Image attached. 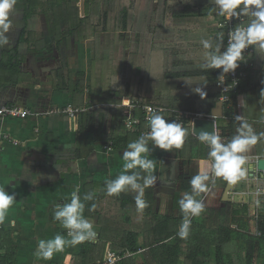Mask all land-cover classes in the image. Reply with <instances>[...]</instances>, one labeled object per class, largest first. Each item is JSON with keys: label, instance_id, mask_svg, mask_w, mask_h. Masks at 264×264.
I'll use <instances>...</instances> for the list:
<instances>
[{"label": "crops", "instance_id": "0c3cea01", "mask_svg": "<svg viewBox=\"0 0 264 264\" xmlns=\"http://www.w3.org/2000/svg\"><path fill=\"white\" fill-rule=\"evenodd\" d=\"M47 8L50 9V6ZM175 9L177 10L176 7ZM149 13H154L151 15V32L149 26H146V30L143 29L144 33L141 32L143 36L150 37L151 43L142 44L143 47H140L138 51V53H141V58L147 52L143 48L150 47V45L152 47L148 52H150L151 57H160L162 53L165 54L166 52L161 51V46L157 42H166L171 36V31H177V29L183 31V28H176L174 25V17H169L165 26L166 31L161 32V27L158 25L159 17L161 16L158 0H153L152 5L147 10L148 15ZM21 14L23 17V12ZM82 15L79 13L80 18L84 16ZM144 18L145 16L142 17L143 21ZM27 20H29L27 25V27L29 26L27 29L29 32H27L26 36H22L24 41L21 43L23 44V49L7 50L11 55L16 56L19 61V75L11 78L8 83L2 84L0 87V106H18L31 113L23 119L16 117L0 118V187L5 188L10 195H15L16 198L2 225L11 234L13 240L14 264H70L71 257L81 252V244L76 247H66L63 252L54 254L49 261L36 260L33 255L37 248L38 240L51 239L57 234L70 239L67 236L68 230L63 228L61 223L56 224L51 219L50 211L60 205L61 202H70L73 191L78 190L79 195L83 198V186L87 183L106 184L107 180L115 179L123 170V153L126 149H113L110 146L106 147V145L104 147L111 148V150L109 149L110 152L109 150H104L103 146L100 149L101 142L94 141L92 134L81 136L77 117L71 118L62 112L66 107L82 109H86L89 106L92 107L91 99L94 96L89 95L87 86L90 80V62L93 56V37L91 36L83 41H76L73 36L65 35L63 33L65 27L62 19L57 18L56 22L50 11L44 14L41 8H37ZM39 21L45 26L44 34L42 32L36 34L37 32H34L33 29L29 30V28H32L30 24L36 25ZM54 23L58 24V33L51 34L48 29H52ZM25 24L27 23L25 22ZM207 25H209L208 29L212 38L216 40L213 45L214 49L221 41L217 36L215 24L213 22L206 23L205 28ZM140 27H142V24ZM138 31L129 33L137 37L135 41L137 42V48L139 47L138 40H148V38L139 39L141 33ZM129 37L127 36L125 39L120 37L121 50H127L129 47ZM208 38L210 39V37ZM35 42H39L38 46ZM90 42L91 49L82 48V45L88 46L87 43ZM255 50V60L258 64L264 57V49L255 45ZM184 51L192 53L193 50L190 48V51L188 49H184ZM138 53H134V56L137 57L136 54ZM89 56H91L89 64H85ZM30 58H33V60ZM141 58L139 60L137 58L134 59L136 73H139L140 79H142L141 71L143 70ZM130 61V59L125 62L120 60V64L116 69L119 73H116V75L126 71L128 76V63ZM150 67L151 64L149 62V65L145 66L146 72L151 74L153 79H156L153 70L147 69ZM69 68L72 69V73L77 78L81 76L76 82H84L85 89L82 104H78L79 99L75 90L76 83L72 84L71 81H62L61 72L64 73V70L66 71ZM205 69L203 68V70ZM196 71L187 72L196 73ZM107 72L105 71L103 82L106 80ZM179 72L183 73L186 71L179 70ZM190 78H187V84L195 81L198 85L195 84L194 88H191V92L187 94L188 96L197 95L198 93L195 92L196 88H201L204 92H210L215 95L213 84H200L203 82V76ZM247 79L246 88H242L237 92L234 104L228 107L222 106L223 118H215L216 129L220 119L222 121L230 119L235 122L232 125L233 129L227 133L228 139H222L225 143L237 134L236 130L240 124V121L235 119L237 115L246 119L257 134L264 132V64L258 72L255 69L252 70ZM59 82L62 83L59 84ZM111 94L113 95L114 93ZM215 97H213L214 106L210 107V112L207 116L210 115L211 110L218 102ZM19 98L21 99L19 100ZM121 99H124L121 104L120 102L110 104L105 100L103 103L98 104L97 102L94 106L125 105V102L131 100L128 97H121ZM203 102L204 108H206L210 101L206 99ZM227 110L230 113H227ZM225 115L228 116V119ZM189 128L187 131V146L182 149L163 150L153 146L152 143L149 144L150 152L148 158L155 161L153 175L156 176V183L154 186L147 188L144 194L153 196L155 202L157 201V206L159 205L158 209L161 215L167 214L168 199H170V202L175 201L176 203V206L170 208L168 212V214L173 215V210H180L179 200L183 194L186 192L191 193L192 191L191 188L188 190L181 189V169H184V173L187 174L182 178L188 180L200 171L201 160L207 159L206 157L200 159L197 156V153L201 154L203 151L199 144L201 141L192 135L191 127ZM123 130L118 131L120 136L126 134ZM86 141L87 143H85ZM80 144L81 146L83 144L85 155L79 158L76 157V152ZM93 153L95 154V161L90 167L86 164V158L87 155ZM244 155L248 157V175L245 179L235 184L234 190L228 194L231 199V202L228 203L239 204L240 200L247 198L243 194L249 189L252 174L256 170L252 168V164L257 159H264V139L251 146L250 151ZM66 158L70 159L69 162H65ZM82 161H85V163H82ZM65 167L69 170L68 172H64ZM191 167H194V172H191ZM144 174L142 172V175ZM221 180L222 178L215 179L214 184L212 179L206 182L209 191L200 193L203 194V197L199 198V200L204 202L205 207H217L219 202L223 203L221 201L223 192H220L219 186L216 187L217 182ZM140 182L142 183V180ZM195 198L198 199V197ZM178 217L181 218L184 215H179L178 213ZM89 221L93 223L94 227V222L92 220ZM94 230L96 231L95 227Z\"/></svg>", "mask_w": 264, "mask_h": 264}, {"label": "trees", "instance_id": "16d2710c", "mask_svg": "<svg viewBox=\"0 0 264 264\" xmlns=\"http://www.w3.org/2000/svg\"><path fill=\"white\" fill-rule=\"evenodd\" d=\"M68 1L78 2V0ZM68 1L16 0L14 8L22 10L25 20L37 8H41L44 14L50 11L56 22L57 18L62 19L65 27L63 33L73 36L76 41H83L91 36L93 37V56L90 62V80L87 92L91 96H99V100L103 101L104 55L99 57L98 52L100 49L103 50L110 47L111 44L118 41L117 38L122 33L124 35L122 37L127 38L129 33L137 32L140 28V22H145L151 32L152 14L147 15L146 9L139 12V5L142 1L152 4L153 0H85L84 16L82 18L79 17L77 8L70 9L68 7ZM158 5L161 11V16L159 17L161 21L158 19L160 22L158 25H160L161 29H166L165 26L169 17H174V25L176 27L185 26L183 31L177 29L178 36L176 40L179 41L184 39L183 35L185 34L189 35L191 33V36L194 35V30L199 29V27L206 29L205 24L212 23V21H209L208 15L213 14L218 7L215 4V0H158ZM48 6H50V9L47 8ZM63 10H65V14ZM143 16H145L144 21L142 20ZM241 16L246 18L245 23L247 25L254 18L250 11ZM93 17L96 20H93ZM58 29V24L54 23L53 28H49L48 32L55 34L58 33ZM215 30L221 41L217 45H220V52L222 53L226 48L225 31L216 28ZM206 33H208V37L214 40L209 30ZM19 36L18 43L20 44L24 42L23 32ZM146 38H148L147 41L138 40V48L143 43L150 42V37L143 36L141 32L139 39ZM181 42L184 46L183 49L186 50H189L188 47L193 45L192 37H187L186 41ZM215 42L216 40H214ZM100 45L101 47H99ZM250 47L254 49V53L249 57L253 67L246 72V79L239 86V91L242 88H246L245 84L250 72L254 69L258 72L264 64V57L257 64L255 60V45ZM134 53L138 52L134 51ZM161 55H164V53ZM149 57H151L150 52L147 51L141 58L143 67L141 74L146 78V82L143 76L142 79L139 76L136 81L135 75L139 73H136L135 61L131 59L128 63V82L125 89L114 93V96L128 97L139 105L156 106L160 108L166 122H171L174 119V117L170 118L171 116L169 117V115L175 116V112L179 111L189 114H209L210 107L214 106L213 97L216 96V93L214 95L210 92H205L206 95L203 98L199 94L180 97L179 95L172 96L171 92H169L171 88L165 87L162 90L167 91L169 94L156 96L157 90L153 87L155 79L145 69V66L149 65ZM18 66L19 61L16 56L11 55L5 49L0 51V87L2 84L8 83L11 78L19 75ZM222 74V69H202L201 71L197 70L196 73L187 71L169 73L167 76L164 75L163 78L166 80L177 78L179 82H184L189 77L203 76V82L200 84L205 85L208 83L212 85ZM145 83L146 85H144ZM84 89L83 81H78L75 85L79 99L78 104H82ZM105 99L110 101L111 97L107 95ZM206 99L210 102L204 108L203 101ZM139 111V109L135 110V116L139 120L138 131L126 132L125 135L120 136L118 131L124 129V116L109 111L111 123L109 130H105L102 128L105 107L96 109L89 106L85 111L77 115L79 133L81 135L92 134L94 141L109 143L113 149H127V145L137 140L140 132L145 128L142 113ZM95 115L98 117L97 122ZM226 117L228 119V116ZM234 123L233 120L229 119L224 121L222 126L217 124L218 135L222 139H228L227 133L233 129L232 125ZM189 127L188 120H185L183 128L188 131ZM151 143L150 141L149 144ZM199 144L203 151L201 154L197 153V156L200 159H203V157L208 158V146L203 145L201 142ZM185 146H187V135L180 149ZM190 179L185 180L181 177L180 187L182 190L191 188ZM86 193H92L93 199L83 201L85 204L84 217L94 222L97 237L94 242L87 241L81 244V252L71 257L70 264H101L104 262L106 253L109 250L120 255L125 253L130 255L124 257L119 264H264V213L257 222V233L259 235L250 233L245 227V220L242 219L248 212L245 204L224 203L226 208L219 210L204 208L199 216L190 217L191 223L188 235L182 238L179 235V231L184 217L180 218L170 214L161 215L151 194H144L147 206L140 210L135 203L137 193L134 191L121 192L118 196H108L106 194V184L87 183L83 186V196ZM196 197L199 200L202 195L199 194ZM66 203L70 202H61L60 206ZM55 211L56 208L51 209V219L56 224H60L59 221L54 219ZM234 225L236 228H233ZM12 244L11 234L3 225H0V264H14Z\"/></svg>", "mask_w": 264, "mask_h": 264}, {"label": "clouds", "instance_id": "9594fccd", "mask_svg": "<svg viewBox=\"0 0 264 264\" xmlns=\"http://www.w3.org/2000/svg\"><path fill=\"white\" fill-rule=\"evenodd\" d=\"M15 4L16 0H0V46L8 43L5 33L12 28L9 17ZM215 4L219 8L218 14L221 16L239 17L250 11L254 17L247 26H239L230 32L229 44L222 53L220 52V45L213 49L207 40L201 42L203 47L209 50L206 52L207 62L203 67L222 69L223 73H229L239 66L238 62L242 61L243 52L246 48L251 45H258L264 49V0H215ZM238 9L239 11H237ZM195 92L202 98L206 95L201 88H196ZM149 111L151 112L148 121L150 131L127 145V149L123 153V170L115 179L106 181V194L108 196H118L121 192L127 191L136 192L135 203L140 210L147 206L144 200L145 190L156 183V176L153 175L155 161L148 158L149 142L151 141L153 146L163 150L180 149L187 135V130L180 123L176 121L166 122L160 110L149 109ZM235 119L240 121L236 130L237 134L227 143L215 130L213 133L201 131L197 135L201 143L207 144L209 152L208 158L201 160V168L198 174L190 179L191 193H184L179 200V207L184 215V221L179 231L182 238L188 235L190 217L199 216L204 210V202L195 197L200 193L209 191L207 181L212 179L214 184L215 179L222 178L231 186L245 179L248 175V157L244 154L250 151L251 146L264 139V132L259 134L254 132L248 121L240 115H237ZM142 172L145 174L142 175ZM82 199L83 201L92 200L93 194L86 193L81 198L78 190L73 191L70 203L56 206L54 219L68 230L67 236L70 239L57 234L51 239L38 240L37 248L33 254L36 260L49 261L54 254L63 252L66 247H76L86 241L94 242L96 240L97 233L93 223L83 215L85 204ZM15 201V195H10L5 188L0 187V225L5 222L9 209ZM256 203L259 204V200Z\"/></svg>", "mask_w": 264, "mask_h": 264}, {"label": "rangeland", "instance_id": "374dc122", "mask_svg": "<svg viewBox=\"0 0 264 264\" xmlns=\"http://www.w3.org/2000/svg\"><path fill=\"white\" fill-rule=\"evenodd\" d=\"M84 2H85V0H84ZM79 3H80L79 0H78V2L68 1V7L70 9L77 8L78 12L80 11L79 13L81 15L82 14L84 15V13L81 12V10H80V4ZM150 5H152V4L149 3V2L148 3H144V1L140 2L139 12H141V11L146 9V14H147V10L150 8ZM21 13H22L21 10H17L16 8L15 9L13 8V10H12V12L10 14V17H9L11 22H12V28L7 33H5V36L8 38V43L0 46V51H2L4 49L12 51L15 48H17V49L20 48V50L23 49V47H22L23 44H21V43L19 44L18 43V39H19V35H21V32H23V37L26 36L27 32H29L27 30L28 27H29V26L27 27L29 20H27V19L25 20L24 17H22ZM63 13L65 14V10H63ZM151 14H154V13H149V15H151ZM210 18H212L211 15H210ZM94 19L96 20L95 17H93V20ZM40 21H42V20L40 19ZM40 21H39V23L37 22L36 25L33 24V23L30 24L32 28H29V30L33 29L34 32H37L36 34H38L39 32H42L44 34L45 26ZM25 22L27 24H25ZM158 23L160 24L159 21H158ZM141 24H142V27H140L138 29L139 30L138 32H140V33H141V31L143 32L144 31L143 29L146 28V23L145 22H143V23L140 22V26H141ZM209 25H207L206 29H204V27L203 28L199 27V29H195L194 28L195 29L194 30V35H192V36L190 35L191 33H189L190 36L187 35V34L183 35L184 39L181 40L183 42L187 40V37H189V38L192 37L193 45H192V47H188L189 48L188 51H190V48L193 50L192 53L184 51L183 43L181 41H179V40H175L177 38V36H178V31H171L169 29L171 31L170 38L167 39L166 42H164V41L157 42V44L159 46H161V51H163V52L165 51L166 53L164 55H161L160 57H149L150 58L151 67L147 68V69L153 70V72L155 74V78L156 79H155V84L153 85V87H155L154 89L157 90L156 91V96L168 95L169 93H167V91H165V90L163 91L162 89H164L165 87H170L171 91H169V92H171L172 96H178L179 95L180 97H182V96L185 97V96H188L187 94L191 92V88H194L195 84L198 85L197 83H195V81H193L192 83H188L187 84V80L184 81V82H182V81L179 82V80L177 78L170 79V80L167 79L166 80L163 77H164V75L165 76H167V74L169 75V73L170 74L177 73V72H179V70H181V71H193V70H195L196 71V70H200V69L204 68L203 64L207 62L206 61V52H207V50L203 47V44L201 42L203 40H207L212 46L214 45V40L211 39V38L209 39L208 36H207L208 33H206V31L209 30L208 29ZM184 27H180L179 26V27H176V28H183V30H184L185 29ZM194 27H195V25H194ZM46 28H47V26H46ZM160 30H161V32L166 31V29H160ZM173 35H174V37H173ZM122 36H124V35H119V38H117L118 41H115V43L111 44L110 47H107V48H105L103 50L100 49L99 52H98V56L99 57L104 55V57H103L104 58V60H103V62H104L103 66L104 67L103 68L105 69L106 72H107V70H109L110 73L108 71L105 82L102 81V85H103V88H104V95L102 96L103 101L99 100L100 99L99 96H94V98L92 97V99H91L92 107L97 102L99 104V103H103L105 100L107 101V99H105L107 95L111 97V100L108 101L110 104L111 103L117 104L119 102L121 104L122 101L124 102V99L122 100L121 97H118V96L115 97L114 95L111 94V93H116V92H118L121 89H125V86H126V84L128 82V76H127L126 71L123 70L124 72L122 74L116 75V73H119V71H117L116 69H117V67L120 64L119 63L120 60H122V62H125L126 60H129V59L130 60L131 59L134 60L136 58L139 60V58H141V53L136 54L137 57L134 56V51L138 52L140 48L136 49V44L134 43L136 41L137 37H135L133 35H130V34L128 35V37L130 36L129 37V39H130L129 47L127 48V50L126 49L125 50H121L120 49V42H121L120 37H122ZM36 39H37V37H36ZM87 44H88V46H85V45L83 46L82 45V48H86L87 47V49H89L90 46H91L90 45L91 42L87 43ZM97 47H98V43H97ZM99 47H101V45ZM141 47H143V45ZM143 49H144V51H149L150 47H145ZM143 49H142V51H143ZM92 50H93V48H92ZM159 51H157V52H159ZM102 53H104V54H102ZM86 56H88V54H86ZM90 57L91 56L87 57L88 59H87L85 64H87V63L89 64V58ZM30 59L33 60V58H30ZM108 62H110V63H108ZM33 73L35 74L34 71H33ZM61 74H62V81H64V82L65 81H71L72 84L77 83L76 81L81 78V76H79L77 78L74 75V73H72V69L71 68H69L66 71L64 70V73L61 72ZM135 76H136V81H137V79L139 78L140 75L136 74ZM39 81H41V80H39ZM144 81L146 82V78L144 79ZM61 83L62 82H59V84H61ZM144 85H146V83ZM20 99L21 98H19V100ZM88 99H89V97H88ZM120 104H118V105H106V106H99V105L94 106L96 109H99L101 107H105V115L103 117V123H102V128L103 129L109 130V123H110L109 111H112L114 113L121 114V115L123 114V112L125 111V107H124V105H120ZM86 109H83V110H86ZM227 113H230V111L227 110ZM95 117H96V122H97V119H98L97 115H95ZM223 122L224 121H222L221 119L218 120L219 126H221V124ZM81 136H83V135H81ZM85 143H87V141ZM105 145H106V147L110 146L109 143L108 144H102L101 143V146H99V148L101 149V147L103 146L104 150H106V151H108L109 149L111 150V148L104 147ZM85 146L87 147V145H85ZM110 150H109V152H110ZM84 155H85V153H84L83 144H82V146L80 144V147H79L78 151L76 152V157L80 158V157H82ZM94 157H95L94 153L91 154V155H87L86 164L89 165L90 167H92V164L95 161ZM69 160L70 159L66 158L65 162H69ZM82 163H85V161H82ZM66 167L64 169V172H68L69 171L68 169H66ZM181 170H182V174H181L182 176L180 175V180H181V177H184V176L187 175V174L184 173V171H183L184 169H181ZM190 170H191V172L195 171L194 167H191ZM225 185H226V181H224L222 179L221 181L217 182L216 187L219 186L220 189H221L220 192H223V189H224ZM165 193H166V191H165ZM201 195L203 197V194H201ZM168 200H169V201H167L168 202V206H167L168 209L166 211L167 214H168L170 208H172V207L174 208L176 206L175 201L170 202V199H168ZM158 207H159V205L157 206V201H156V208L159 211ZM160 208H161V206H160ZM204 208H210V207H204ZM224 208H226L224 206V203L219 202L217 207H211L210 209L219 210V209H224ZM178 213H179V215H183L181 210H179V209L176 210V211L173 210V216L174 215L178 216ZM242 219H244V217ZM235 221L238 224L236 219H235ZM245 222H246V226L245 227L247 229H249L250 225H249V222L247 221V219L245 220ZM236 223H234V224H236Z\"/></svg>", "mask_w": 264, "mask_h": 264}, {"label": "built area", "instance_id": "2783aa9c", "mask_svg": "<svg viewBox=\"0 0 264 264\" xmlns=\"http://www.w3.org/2000/svg\"><path fill=\"white\" fill-rule=\"evenodd\" d=\"M219 8L217 7L216 11L208 17L209 21H212L215 24L216 29H221L225 31V46L227 48L229 44V34L234 31L235 28L239 26H247L246 18L244 16L239 17H227L221 16L218 14ZM219 18V20H218ZM212 19V20H211ZM225 48V50H226ZM254 53V49L252 47H248L243 52L242 61L238 62L239 66L229 73H223L215 82L213 83L215 93H216V101L221 102L222 106L228 107L229 105H233L235 102V97L238 88L241 83L246 79V72L252 69L253 64L249 61V57ZM125 111L122 116L125 117L124 120V132H134L138 131L139 120L135 116V110L139 109L143 116V121L145 123V128L140 132L139 137L141 135H145L150 131L149 128V117L151 116L152 110H160V108L153 105H139L138 103L129 100L125 105ZM82 108H71L66 107L62 111L67 116L71 118L77 117L80 112H83ZM171 113V111H169ZM31 113L18 106H0V118H26ZM171 116V117H170ZM170 118L174 117L171 121H176L180 123L183 127L184 121L188 120V123L191 125L194 118H204V115L201 114H189L186 112H175V116L169 115ZM255 162V161H254ZM251 185L249 189L245 191L243 195L247 198L245 200H240L239 203L245 204L247 206V215L244 219L249 222V229H247L250 233L257 234V222L259 217L264 213V171L255 170L251 177ZM259 200V204L256 201ZM233 228H236L235 225ZM130 256L125 253L120 255L112 250L107 251L104 262L101 264H119V262L124 258Z\"/></svg>", "mask_w": 264, "mask_h": 264}, {"label": "water", "instance_id": "95a60500", "mask_svg": "<svg viewBox=\"0 0 264 264\" xmlns=\"http://www.w3.org/2000/svg\"><path fill=\"white\" fill-rule=\"evenodd\" d=\"M80 1V10L83 12V5L84 0ZM215 118H223V109H222V103L217 102L213 110H211V113L209 116H205L204 118H194L191 123V133L192 135L198 139L197 135L200 134L201 131H207L208 133H213L214 130L217 133L216 124H215ZM199 140V139H198ZM207 146L206 143H203ZM252 168H255L258 171H264V159L260 158L257 159L253 164ZM235 185L229 186L226 182V185L223 190V194L221 197V201L223 203L231 202V199L228 197V194L231 193L234 190Z\"/></svg>", "mask_w": 264, "mask_h": 264}]
</instances>
